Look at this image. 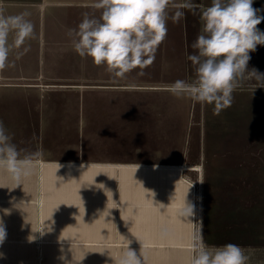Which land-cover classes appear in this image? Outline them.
<instances>
[{"label": "crops", "instance_id": "1", "mask_svg": "<svg viewBox=\"0 0 264 264\" xmlns=\"http://www.w3.org/2000/svg\"><path fill=\"white\" fill-rule=\"evenodd\" d=\"M193 2L207 7L211 0ZM93 3L0 0L5 15L30 12L28 19L36 33L34 39L12 49L7 67L0 71V120L19 148L42 153L31 182L27 180L15 189V185L0 183V208L52 207L58 205L55 202L72 207L80 205V197L86 207H94L95 202L110 206L103 193L107 186H113L109 191L123 194L114 205L127 206L128 176L203 174L201 145L207 142V129L263 118L264 89H255L254 82L237 89L232 106L219 116L213 114L211 106L170 93L174 81L191 80L194 74L187 55L194 51L190 45L201 23L198 15L186 9L179 23L169 19L167 37L143 76L137 75V69L124 79H114L103 66L81 58L73 51L67 31L78 26L84 13L100 15ZM181 3L175 0L176 5ZM253 6H264V0H255ZM169 12L171 15L174 9ZM258 27L264 29V23ZM13 39L10 35L9 44ZM252 67L264 72V46L251 53ZM222 161L214 165L226 167L223 174L237 173L232 169L237 162L230 158ZM218 173L222 174H213ZM84 177L86 186L80 184ZM96 177L110 178L97 193ZM58 178H68L70 183ZM44 190L48 198L42 203L39 193ZM65 191L71 196L63 200ZM171 200L157 195L150 204L136 205L173 207ZM2 220L6 240L31 238L30 231L15 227L14 220Z\"/></svg>", "mask_w": 264, "mask_h": 264}, {"label": "rangeland", "instance_id": "2", "mask_svg": "<svg viewBox=\"0 0 264 264\" xmlns=\"http://www.w3.org/2000/svg\"><path fill=\"white\" fill-rule=\"evenodd\" d=\"M260 118L207 129V142L201 145L207 174L202 170L203 174L128 176L127 206L114 205L121 193L107 186L103 193L110 206L95 202L86 207L80 197V205L72 207L55 202L58 205L52 207L0 208V219L9 217L31 235L5 240L0 263L63 264L58 259L63 248L66 258L73 256L77 264H112L111 257L101 253L115 258L131 240L130 247L140 249L146 264H187L193 232L202 231L208 244H238L251 253L250 264H264V112ZM227 158L237 162L232 167L236 174H223L228 169L214 165ZM216 171L222 174H213ZM58 180L70 183L68 178ZM108 180L96 177L95 192ZM86 183L84 177L80 184ZM39 194L44 203L48 191ZM68 195L63 192V200ZM157 195L172 199L174 206L136 205L150 204ZM185 200L195 205L194 222L177 216Z\"/></svg>", "mask_w": 264, "mask_h": 264}, {"label": "clouds", "instance_id": "3", "mask_svg": "<svg viewBox=\"0 0 264 264\" xmlns=\"http://www.w3.org/2000/svg\"><path fill=\"white\" fill-rule=\"evenodd\" d=\"M255 0H211L207 7L193 0H94L92 7L100 15L83 14L76 28H69L67 36L73 51L81 58H90L92 63L103 66L114 79H124L139 69H144L155 60L160 44L167 37V23H179L185 9L199 16L200 31L187 55L191 62V80L177 79L169 86L172 95L211 106L213 114L219 116L232 106L234 92L246 82H254L255 89H264V72L256 67L249 68L251 53L264 46V6L254 7ZM174 9L170 15L169 10ZM28 11L16 15H5L0 10V71L7 67L10 52L20 48L26 40L36 36L35 26ZM14 39L9 44V36ZM40 151L19 148L13 142L3 120H0V183L23 186L39 169ZM200 183H203L202 181ZM7 188V187H4ZM177 216L194 222L195 205L185 200L177 209ZM165 234L167 229H163ZM7 232L0 219V246ZM71 242V241H70ZM123 248L120 255L111 257L112 264H146L144 255L130 247ZM58 257L63 264H77L63 254ZM4 254L0 252V259ZM251 253L244 247L227 243L208 244L202 231H194L187 264H250ZM106 264L108 262L106 261Z\"/></svg>", "mask_w": 264, "mask_h": 264}]
</instances>
